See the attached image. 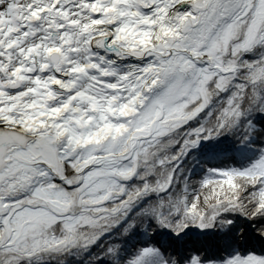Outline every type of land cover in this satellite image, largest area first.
Instances as JSON below:
<instances>
[{
  "label": "snow or ice",
  "instance_id": "1",
  "mask_svg": "<svg viewBox=\"0 0 264 264\" xmlns=\"http://www.w3.org/2000/svg\"><path fill=\"white\" fill-rule=\"evenodd\" d=\"M0 264H264V0H0Z\"/></svg>",
  "mask_w": 264,
  "mask_h": 264
}]
</instances>
